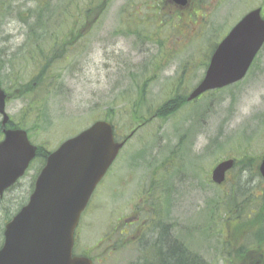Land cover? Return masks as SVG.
Returning <instances> with one entry per match:
<instances>
[{"label":"rangeland","instance_id":"rangeland-1","mask_svg":"<svg viewBox=\"0 0 264 264\" xmlns=\"http://www.w3.org/2000/svg\"><path fill=\"white\" fill-rule=\"evenodd\" d=\"M213 2L202 0L193 10L199 12L197 18H190L191 8H186L177 19L178 14L158 9L153 0H17L12 14L0 18V50L8 46L14 54L27 39L29 13L49 7L51 30L41 43L42 49L49 48V58H56L49 72L57 82L49 89L47 80L46 87L39 85L22 97L23 90L17 88L36 82L33 62L12 60L16 65L9 70L13 73L17 66L18 74L9 80L11 73L0 71L1 86L10 98L7 113L29 132L35 146L53 152L97 120L111 121L117 140L136 132L82 215L76 256L91 257L95 264H137L146 254L161 251L157 233L147 230L141 245L129 246L122 244L124 238L116 245L120 238L113 235L119 221H132L139 211L140 222H146L148 204L165 215L166 239L184 244L202 264H223L219 238L235 246L244 242L226 213H238L244 192L263 194L264 48L242 82L194 102L187 98L204 78L215 45L248 10L264 8V0ZM87 11L90 19H85ZM74 29L75 41L63 48L58 40L66 38L64 45ZM172 98L185 104L172 116L155 117ZM28 111L31 115L26 116ZM143 118L148 123L138 128ZM228 159L237 166L224 184H214L212 171ZM42 166L38 158L5 194L0 239L4 215H15L26 203Z\"/></svg>","mask_w":264,"mask_h":264},{"label":"water","instance_id":"water-1","mask_svg":"<svg viewBox=\"0 0 264 264\" xmlns=\"http://www.w3.org/2000/svg\"><path fill=\"white\" fill-rule=\"evenodd\" d=\"M184 6L187 0H174ZM264 46L261 9L246 15L217 46L204 79L188 98L191 102L209 91L241 82ZM6 94L0 90V114L5 127ZM0 142V202L21 179L38 148L23 129H5ZM125 142H117L114 126L97 121L66 140L52 152L39 174L26 206L5 226L0 264H94L91 258L74 256L75 234L82 214L98 185L107 175ZM235 160L219 163L212 181L222 185ZM264 179V156L259 166Z\"/></svg>","mask_w":264,"mask_h":264},{"label":"trees","instance_id":"trees-1","mask_svg":"<svg viewBox=\"0 0 264 264\" xmlns=\"http://www.w3.org/2000/svg\"><path fill=\"white\" fill-rule=\"evenodd\" d=\"M16 1L17 0H0V18H4L12 14L14 10V3ZM48 8L49 7L38 6L35 10L29 13L27 19L29 20L27 24L36 23L39 25L38 30H39V34L42 37V40H44V38L47 37L49 31L51 30L49 25L50 12ZM90 13H91L90 11H87L85 19H90ZM102 13L103 10L99 12L100 16L102 15ZM52 14H53V18H55L54 13ZM79 21L80 20H78V22H76L75 24L77 28ZM75 31L76 29L72 30L71 36L67 37V42H65L64 45H63V40L66 38L62 40H58V42L61 43L63 48H66L69 45V41L76 39L77 33ZM31 33H36V30L32 28ZM31 37H35V36H31ZM55 60H56L55 56L54 57L50 56L49 71L52 65L56 62ZM51 75L53 78L51 77ZM54 77H55L54 74L49 72V81H48L49 89L51 88L53 83L57 82V78ZM35 79L36 82L34 83V85L31 86L27 85L26 87L25 86L21 87V91L23 90L21 93L22 97L32 94L30 93V91L34 90V88H37L39 84H42L43 86L46 87L47 80L44 79V77H41L39 75V77ZM52 90L56 91L57 89L52 87ZM143 90L145 89L141 88L139 90L140 102L144 97ZM49 96H51V93H49ZM184 104H185L184 99L178 100L172 98L167 102H165L160 108L156 110L155 117L161 118V117L172 116L175 113H177ZM39 111L41 110L38 109L37 112L35 111L34 115L38 116L37 113ZM28 115H31V111H28L26 113V116ZM142 122L143 125H146L148 123V120L144 119L142 120ZM11 128H22V127L17 126L14 122H11ZM48 154L50 153L45 150L43 151L39 149V153H38L39 160L42 163H44L46 161ZM259 176L261 177L260 173ZM261 189L263 194H261L260 196L258 194L251 196V194L248 195V192L243 193L242 196L243 199L241 200V202H238L239 203L238 207L236 206L238 209V213H236L235 216H231V214L233 213L231 210L230 212L227 211L226 215L230 216V219L227 222L229 223L231 219L235 220L233 224L232 223L230 224H232V226L236 228V231L238 233L241 234L242 232L244 237L243 239L244 242L241 243L239 246H235L232 241L222 242L221 239L219 238L218 241H220V244L222 245L220 260H222L223 264H264V188L261 187ZM216 208H218V206H216ZM4 216L5 218L2 222L3 225L2 232L4 231L5 224L11 220L14 214L9 212V214L6 213ZM165 236L166 235L162 236L161 240L158 242L159 245L157 244V248H159V246L161 245L162 247L160 248L162 250L161 251L155 250L154 252H152L153 253L152 255L144 259L141 263H137V264H202V260H200V258L194 257L193 255L189 254V251L187 250L184 244H180L175 240H173L171 243L166 239ZM3 242H4V238L2 234V239H0V248L3 245Z\"/></svg>","mask_w":264,"mask_h":264},{"label":"flooded vegetation","instance_id":"flooded-vegetation-1","mask_svg":"<svg viewBox=\"0 0 264 264\" xmlns=\"http://www.w3.org/2000/svg\"><path fill=\"white\" fill-rule=\"evenodd\" d=\"M201 1L202 0H187L186 5H184V6L178 4L174 0H153V3H158L157 7H158V9H160L162 11H165L166 9L168 10L170 8V11H168V12H170L171 14H178V15H176V17L178 19L179 16L183 13V10H185L186 8H191L189 10V12H190L189 17L190 18H193V17L197 18V15L199 12L193 13V10H195L196 8H199L198 5H199V3H201ZM221 1L222 0H214L213 4H218V2L221 3ZM165 4L168 8L165 7ZM207 4H209V2ZM206 9L208 10V7H206ZM256 9L262 10L261 14H262V17L264 18V8H262V7L251 8L250 10H248L246 12V14L243 15V17L246 16L247 14H249L250 12L255 11ZM185 14H187V13H185ZM180 21H181V17H180ZM26 26L28 27L27 33H26L27 39L25 40L24 44L20 45L16 49L14 54H12V52L14 50L8 46H5L3 49L0 50V55H1L0 71L3 72V71H5V69L8 70L11 73V75H10L9 73L6 72L7 75H9V76H6L7 79L9 80V78H11V76L18 74V72L16 73V71H18L17 66H16V70H14L12 73V70L14 69V66L16 65V64L12 63V60H19L20 61L21 59H26L27 63H29L30 61L33 62V67H34V70L36 71L34 77L37 78L40 75L41 77H44V79L49 81V48L42 49V47H43L42 46L43 44L41 43L42 37L39 34V30H38L39 25L38 24H36V23L26 24ZM32 28H34L36 30V33H31ZM131 28H134V27L132 26ZM229 33H230V31H229ZM31 36H35V37H31ZM227 36H228V34L225 37H227ZM9 69H12V70H9ZM0 79H1V76H0ZM40 83H41V81H40ZM39 85H42V84H39ZM17 89L21 90V86L18 87ZM0 90L4 91V89L1 86V81H0ZM5 94L7 96V98H6V109H7V102L9 101L10 98H9L7 92H5ZM0 116H1V123H2L3 116L1 114H0ZM11 121H12V117L10 116V122L6 127H2L0 124V133L2 134V137L4 134L3 133L4 129L10 128L9 126H10ZM119 141L122 142V140H119ZM34 161L31 163L26 174L31 169ZM37 177H38V175H37ZM33 185H35V182ZM178 191H179V189L176 190V192H178ZM148 205H149V210L145 209V210H147L146 214L148 215V219L143 224L140 222V220H141L140 215L143 211L142 212L139 211L138 212L139 215H137L138 213L134 214L133 215L134 218L132 221L126 220L124 222L123 221L118 222V226L116 228H114L115 230H113L114 238H120L119 242L116 241V245H117V243L122 242V240H121L122 238L125 239V242L122 243L123 245H126V246L135 245L137 242H138V244H140V240H141L140 238L142 235H144V232H146L147 230H148L146 232L147 234L149 232H151L152 235H155L157 233L158 234V240L159 241L161 240V237L164 236L166 233L165 215L162 214L161 211L156 210L155 208L153 209L150 204H148ZM151 208H152V210H151ZM150 213H151V216H150ZM151 226H153V227L151 228ZM145 235H144V237H145ZM116 245H115V249L118 248V246H116ZM151 245H154V244H151ZM144 246H149V245H144ZM149 256L150 255L146 254L144 259L148 258Z\"/></svg>","mask_w":264,"mask_h":264}]
</instances>
